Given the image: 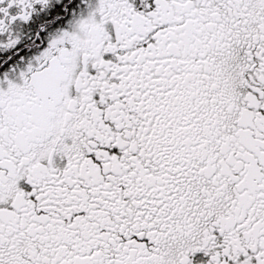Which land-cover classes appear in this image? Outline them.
<instances>
[{
  "label": "snow or ice",
  "instance_id": "6c2138e0",
  "mask_svg": "<svg viewBox=\"0 0 264 264\" xmlns=\"http://www.w3.org/2000/svg\"><path fill=\"white\" fill-rule=\"evenodd\" d=\"M0 264H264V0H0Z\"/></svg>",
  "mask_w": 264,
  "mask_h": 264
}]
</instances>
